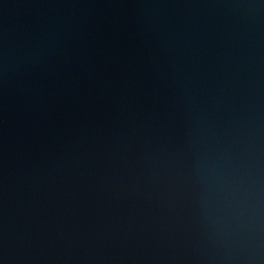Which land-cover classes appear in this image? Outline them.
<instances>
[{"label": "water", "instance_id": "1", "mask_svg": "<svg viewBox=\"0 0 264 264\" xmlns=\"http://www.w3.org/2000/svg\"><path fill=\"white\" fill-rule=\"evenodd\" d=\"M66 264H264V0H185Z\"/></svg>", "mask_w": 264, "mask_h": 264}]
</instances>
